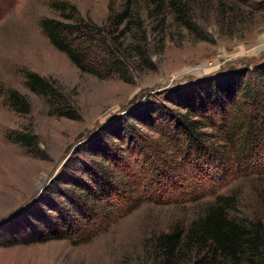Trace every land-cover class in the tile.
<instances>
[{
    "label": "rangeland",
    "instance_id": "obj_1",
    "mask_svg": "<svg viewBox=\"0 0 264 264\" xmlns=\"http://www.w3.org/2000/svg\"><path fill=\"white\" fill-rule=\"evenodd\" d=\"M63 2L66 11L75 6L79 16L98 25L129 2L141 27L129 23L132 34L124 45L141 44L151 64L142 65L127 82L79 70L40 26L43 18H60L56 6ZM186 13L183 20L167 3L153 10L147 0H0V218L12 215L0 222V231L17 228L13 215L43 194L86 135L124 113L131 102L227 67L264 60V0H190ZM30 73L54 82L77 117L52 114L47 99L29 88ZM11 92L21 105L11 104ZM138 127L148 138H157ZM161 157L164 153L155 161ZM176 158L168 176L156 175L158 194L151 196L152 162L130 157V178L142 201H131V208L104 231L79 243L54 239L0 247V264H154L155 236L177 224L186 227L217 195L236 196L231 213L237 217H264V174L211 179L208 172L178 164ZM54 170L40 190L39 183Z\"/></svg>",
    "mask_w": 264,
    "mask_h": 264
},
{
    "label": "trees",
    "instance_id": "obj_2",
    "mask_svg": "<svg viewBox=\"0 0 264 264\" xmlns=\"http://www.w3.org/2000/svg\"><path fill=\"white\" fill-rule=\"evenodd\" d=\"M147 1L153 10L167 3L185 20L190 0ZM126 3L98 25L79 16L75 6L66 11L63 2L56 6L60 18H43L41 30L82 72L127 82L151 60L141 44L124 45L129 23L141 27ZM28 76L29 88L47 99L52 114L77 117L54 82L36 73ZM9 100L22 104L16 92ZM124 111L85 136L43 194L13 215L17 228L0 231V247L54 239L79 243L104 231L131 208V201H142L130 178L131 156L139 163L152 162L151 196L158 194L156 175L168 176L175 157L211 179L264 174V60L149 94ZM138 125L157 138H148ZM158 153H164L159 163ZM236 207L235 195H217L186 227L177 224L155 236L152 262L264 264V217H237L231 213Z\"/></svg>",
    "mask_w": 264,
    "mask_h": 264
},
{
    "label": "water",
    "instance_id": "obj_3",
    "mask_svg": "<svg viewBox=\"0 0 264 264\" xmlns=\"http://www.w3.org/2000/svg\"><path fill=\"white\" fill-rule=\"evenodd\" d=\"M56 170L53 171L52 175H47L45 177V182L43 183H39V186H41L40 190L46 185V183H48V181L53 177L54 173H55ZM11 215V214H10ZM9 215V216H10ZM9 216H6V217H2L0 218V222L4 221L5 219H7Z\"/></svg>",
    "mask_w": 264,
    "mask_h": 264
}]
</instances>
